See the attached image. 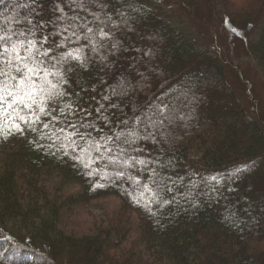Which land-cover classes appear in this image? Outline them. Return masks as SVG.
I'll list each match as a JSON object with an SVG mask.
<instances>
[{
	"label": "trees",
	"instance_id": "trees-1",
	"mask_svg": "<svg viewBox=\"0 0 264 264\" xmlns=\"http://www.w3.org/2000/svg\"><path fill=\"white\" fill-rule=\"evenodd\" d=\"M0 29L67 81L37 94L50 114L33 106L36 131L19 102L0 117V264H264V100L240 63L264 75V0H3ZM73 124L81 147L112 137L100 175L50 147ZM117 155L128 164L105 168ZM107 195L115 216L80 231V208Z\"/></svg>",
	"mask_w": 264,
	"mask_h": 264
},
{
	"label": "snow or ice",
	"instance_id": "snow-or-ice-1",
	"mask_svg": "<svg viewBox=\"0 0 264 264\" xmlns=\"http://www.w3.org/2000/svg\"><path fill=\"white\" fill-rule=\"evenodd\" d=\"M33 2H35V0H33ZM0 3H3V0H0ZM33 27L37 26L34 25ZM67 30L68 29L66 28L65 31ZM0 31H2V29H0ZM88 31L91 32L92 29H88ZM21 35H23V33H21ZM73 35H75V33H73ZM99 35L103 38L109 37V33L105 32L103 29L99 30ZM47 40L48 37L45 36L42 42L46 43ZM0 41H4V44H0V78H2L0 79V117H3L8 112L9 108L13 109V112H15L16 109L14 108V105L19 102L23 104L25 108H28L30 110L31 118L29 119L24 115H19V113H17V115H19V119L23 121L24 124L28 125L29 129L34 132L36 131V128L33 127V125L39 123V114H43L45 116L50 114L46 106L44 95H41L38 102L36 99L37 94L46 93L48 100L55 99L57 96H63L66 93L63 91H56V89H58L63 83H66L67 81L64 79V73L62 71L57 70L55 73H52L48 70V68L42 67L44 61L42 59H39L38 56L47 57L49 55V50L40 51L37 48V41L28 40L27 46L25 47L24 40L12 42L10 37L6 39V34L0 35ZM9 43L11 44V46H6ZM20 49H23L27 53V55H21ZM33 49H36L37 54L33 53ZM76 52L79 53V50H76ZM68 56L77 61L82 59L79 54L74 55L71 52L68 53ZM66 59L67 57H61L58 63L63 62ZM51 67L55 68V65H52ZM70 70L71 69H69V71ZM13 71L15 72V75L11 74V72ZM41 73H43L42 77ZM50 75H55L60 79L57 83H52L50 80H48V76ZM38 80L40 81L39 83H37ZM10 81H15L16 83L10 85ZM9 98H11L10 103L8 102ZM105 99H107V97H105ZM26 101H31V103H27ZM5 104H7V107H4ZM34 105L38 107L39 114H37L36 111L32 110ZM165 108L166 106L158 109V111L161 113V116H164ZM9 118H11V114H9ZM164 118H166V116ZM53 119H55V117ZM162 122L163 120H161V123ZM124 123L127 122L125 121ZM11 127H14L18 132H23L25 130L19 123H15L14 121ZM43 127L48 128L49 125L44 124ZM71 127L74 129V131L63 136V141L65 142H62L58 147L53 142L50 147H55L56 151H60L61 149H63L64 151L62 155L64 156L69 155L68 149L71 148L73 155L70 158L76 161L84 169L88 170L86 172L88 176L91 177L100 175L99 169L93 168V164H95L98 158H102V149L105 152L112 151L108 147V144L112 142V137L104 136L102 138L103 142L99 140H86L85 143L87 147H81L78 141L74 139V137L79 136L80 139H84V135L79 133L78 131H75L76 125L73 124L71 125ZM9 131H11V128L9 129ZM58 131L59 133H65L66 130L64 128H60L58 129ZM128 135L130 137H135L137 133L135 132V129H133L128 133ZM48 138L54 141L55 139H60L61 137L57 136L56 133H52L48 136ZM77 150H79V152L81 153L80 155H75ZM93 151L96 152L98 156H93ZM139 163H145V161H139ZM108 164L127 165L128 161L121 160L119 155L109 156L105 168H107ZM124 175L125 173L123 171L116 172V176L118 178H123ZM101 178H106V176ZM129 179L131 178L129 177ZM213 179H215V177H213ZM136 182L140 183L139 180H137ZM98 186L102 187L103 185ZM142 187L144 191L141 192V196L144 195V192H153V198L159 199L158 193H155L150 185L145 183L142 185ZM162 203L167 204L170 203V201L164 200L162 201Z\"/></svg>",
	"mask_w": 264,
	"mask_h": 264
},
{
	"label": "rangeland",
	"instance_id": "rangeland-1",
	"mask_svg": "<svg viewBox=\"0 0 264 264\" xmlns=\"http://www.w3.org/2000/svg\"><path fill=\"white\" fill-rule=\"evenodd\" d=\"M181 13V12H180ZM193 26V25H192ZM195 35L201 42H211V37L203 30L195 26ZM247 75L251 78L258 95L264 100V75L254 64V60L250 58H243L240 60ZM66 191L72 190L70 186L64 187ZM121 206L120 200L115 195L103 196L99 199H94L87 205L80 208L84 213L79 214L76 221L77 227L80 231H85L90 228L93 221L102 220L104 218L114 217Z\"/></svg>",
	"mask_w": 264,
	"mask_h": 264
}]
</instances>
